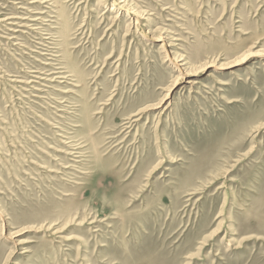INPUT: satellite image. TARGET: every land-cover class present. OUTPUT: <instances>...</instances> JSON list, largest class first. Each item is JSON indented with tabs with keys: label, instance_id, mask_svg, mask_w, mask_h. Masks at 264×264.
<instances>
[{
	"label": "rangeland",
	"instance_id": "1",
	"mask_svg": "<svg viewBox=\"0 0 264 264\" xmlns=\"http://www.w3.org/2000/svg\"><path fill=\"white\" fill-rule=\"evenodd\" d=\"M258 52L264 0H0V264H264Z\"/></svg>",
	"mask_w": 264,
	"mask_h": 264
},
{
	"label": "bare ground",
	"instance_id": "2",
	"mask_svg": "<svg viewBox=\"0 0 264 264\" xmlns=\"http://www.w3.org/2000/svg\"><path fill=\"white\" fill-rule=\"evenodd\" d=\"M138 16V15H137ZM141 18H143V17H141ZM138 20H140V18H139V16H138ZM138 24V23H137ZM154 39H157V37L155 38L154 37ZM264 56V55H261V53L260 52H258V53H256V54H253V53H246L245 55H244V57H243V59L242 60H240L239 61V63L240 62H243V61H245L247 58H249L250 56ZM246 58V59H245ZM181 80H182V78L180 77V76H178V78H176V81L174 82V86H172V87H178V85H180V82H181ZM165 98H169V95H167ZM163 102H164V99L159 103V105L156 107V108H160L161 107V104H163Z\"/></svg>",
	"mask_w": 264,
	"mask_h": 264
}]
</instances>
